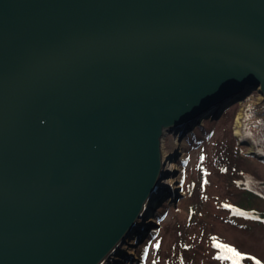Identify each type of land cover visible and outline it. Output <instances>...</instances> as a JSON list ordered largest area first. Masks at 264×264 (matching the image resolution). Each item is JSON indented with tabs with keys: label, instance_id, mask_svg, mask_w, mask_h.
Wrapping results in <instances>:
<instances>
[{
	"label": "water",
	"instance_id": "obj_1",
	"mask_svg": "<svg viewBox=\"0 0 264 264\" xmlns=\"http://www.w3.org/2000/svg\"><path fill=\"white\" fill-rule=\"evenodd\" d=\"M234 89L264 96V0H0V264H102Z\"/></svg>",
	"mask_w": 264,
	"mask_h": 264
},
{
	"label": "rangeland",
	"instance_id": "obj_2",
	"mask_svg": "<svg viewBox=\"0 0 264 264\" xmlns=\"http://www.w3.org/2000/svg\"><path fill=\"white\" fill-rule=\"evenodd\" d=\"M235 93L236 94L234 95L232 93L224 95L220 104L217 105V108H215L216 110L208 115L211 119V123H205L207 125L206 127L208 128L206 131L208 134H210L208 140H211L213 144H210V141L203 142L202 140H199V142L196 144L194 139L188 136H185L183 140L181 136L184 134L189 135V133H187V128L183 129L180 135H177V133H166L164 135L162 141H165L164 145L166 154H171V161L180 167L178 170L173 172V175L177 178V181L173 187L163 186L160 189L161 192H159V195L154 200L153 204L150 205L148 213L142 221L140 220V222H142L141 225H139L140 229L136 234L132 235L133 238L130 240L131 243L123 244V246H125L124 249L119 254V256L115 257L116 259L114 261L110 262V264H128V261L134 257L133 253L126 255L123 252H134L135 249H137L138 244L142 243L143 241L145 242L143 243L142 249L140 252H137V254L140 256V260L135 261L136 258H134L132 263L148 264L151 256L152 246L154 244V238L156 235L162 233V226L166 222H169V224L172 223L173 216L171 214V207L167 206L175 205V207L180 210L178 217L181 220L192 214L188 212V208L191 205L190 203L195 201L189 196H184L185 194L188 195L190 192V190L187 189L190 183L188 180H186L185 176L187 169L193 166L196 162L199 151L202 147L205 149L206 153H215L216 151H213L212 149L214 144L218 149L221 148L222 141H228L231 143V145L235 144L236 146H239L243 144L244 147H247L244 149L245 154L253 156V149L248 141L244 143L237 142V139H239L241 136V117L245 112L248 111V107H250L254 116L264 120V96H262L256 90H249L246 93ZM224 117H228V119L224 122H221V119ZM196 132L199 135H202L203 130L198 129ZM214 139H216L218 143H215ZM181 140H183L182 144H180ZM199 145L201 146L199 147ZM194 146L195 150L193 152L191 148ZM223 155L226 154H222L219 157H222ZM223 163H226L224 159L216 160L214 164H211V162L206 164L203 177L207 179V182L198 186V193L197 191L196 193L194 191V193L201 198L202 207L200 209L195 208L196 211L194 210L196 223L189 228L190 236L196 238L197 236L201 235L203 228L204 234L206 235L209 233L211 238H213V241L223 245L236 246L239 252L244 256V262L247 264H253V261L256 260L264 263V225L244 221L241 219L231 225L227 224V221L225 222V220L220 217L224 216V212L218 211L216 205L217 198H219L218 200H225V197L229 196L227 194L228 191L229 194L233 196V194L230 192L231 190L226 188V179L221 174L220 167L223 165ZM236 163L234 165L238 170L255 175L259 174V170L255 161L247 162L243 159H240L237 160ZM215 171L219 174H217ZM237 197H239V195L235 194L234 199ZM196 201H198L197 198ZM163 204L164 208H161L162 210L158 211V209ZM250 205L254 208L264 210L263 201L252 200ZM146 232H149L150 236H146ZM164 240L169 241L167 236L164 237ZM135 241H138V243L135 244ZM187 241H189V239H187ZM204 243L205 242H201L198 247L197 256L194 258V262L196 264H226L224 261L215 260L210 256V254L208 255V248ZM168 254L169 253L166 254L163 264H175L177 254L174 252L170 257H167Z\"/></svg>",
	"mask_w": 264,
	"mask_h": 264
},
{
	"label": "trees",
	"instance_id": "obj_3",
	"mask_svg": "<svg viewBox=\"0 0 264 264\" xmlns=\"http://www.w3.org/2000/svg\"><path fill=\"white\" fill-rule=\"evenodd\" d=\"M247 110H250V108ZM249 122H252V124H249ZM216 139H214V142L218 143ZM246 141L253 146L256 152L263 155L262 159H256L254 156L245 154L244 149L247 147H244L243 144L236 146L235 144L231 145L228 141H222L221 148L218 149L214 144L212 149L216 151L215 153H206L203 147L200 149L196 162L187 169L185 176L186 180L190 183L187 188L190 192L188 195L185 194L184 196H189L195 201L190 203L191 205L188 208V212L192 214L181 220L178 217L180 210L172 205L170 206L173 216L172 223L169 224L168 222L163 225L162 234L156 238L153 244L148 264H163L166 254L169 253L167 257H170L174 252L177 254L175 264H196L194 258L197 256L198 247L201 242H205L204 244L205 246L207 245L208 248V255L210 254L215 260L224 261L226 264H247L244 262V256L239 252L236 246L223 245L213 241L209 233L206 235L204 234L203 228L201 235L196 238L191 237L189 232V228L196 223L194 212L197 208L200 209L202 207V200L195 193L199 185H203L207 182V179L203 177L206 164L209 162L214 164L216 160L222 159H224L226 163H223L220 167L221 174L226 179V188L231 190L230 192L233 196L230 195L228 191L227 194L229 196L225 197V200H218L219 198H217V209L220 212H224V216L220 217H222L225 222L227 221V224L231 225L240 219L264 225V210L254 208L250 205L252 200L264 202V121L255 119L250 112L244 114L241 136L237 139V142L244 143ZM210 144L213 143L210 142ZM222 154L226 155L219 157ZM240 159L247 162L255 161L259 174L255 175L238 170L234 164ZM235 194L239 195L236 199H234ZM196 198L198 201H196ZM163 207L164 204L161 205L158 210H162L161 208ZM165 236L168 237L169 241L164 240ZM187 239H189V241H187ZM141 246L142 244H139L137 250L140 249ZM228 249H232L237 255H233ZM253 264L264 263L256 260L253 261Z\"/></svg>",
	"mask_w": 264,
	"mask_h": 264
},
{
	"label": "bare ground",
	"instance_id": "obj_4",
	"mask_svg": "<svg viewBox=\"0 0 264 264\" xmlns=\"http://www.w3.org/2000/svg\"><path fill=\"white\" fill-rule=\"evenodd\" d=\"M234 92V93H233ZM227 91L226 93H224L222 96L218 97L217 99L213 100L212 102L208 103L206 105V107L202 108V109H198L197 111L200 112V113H193L192 115V118H191V122H196V117H201L203 116V112L206 111L207 108L209 109H212L214 110V108H217V105L220 104L222 98L224 95L226 94H236V90L234 89V91ZM206 108V109H205ZM205 109V110H204ZM189 126V125H188ZM174 129V128H173ZM171 129L169 132V134H175V132L177 131L176 129L173 130ZM182 142H180L181 144ZM165 141H161L160 143V146H159V153H158V164L160 163L161 166H162V169L165 173L164 176H162L159 180V184L161 185L160 188H162L164 185H167L169 187H173V185H175L176 181H177V178L173 175V172L175 170H178V167L174 164L173 161H171V154L168 155L166 154V151H165ZM132 234L130 235L129 238H127L125 240V242L123 244H130L131 243V239H132ZM123 244H119V242L116 243V245H114L113 247H111V249L106 253V255H104V257L102 258V260L105 262L102 261V264H107L108 262H112L114 261L116 258V256H119L118 252L121 253L122 250L124 249L125 246H123ZM112 248L115 249L113 252H112ZM117 253V254H115ZM125 253L126 255L130 254V253H133L132 251H126V252H123ZM105 256L106 257V261H105ZM108 261V262H107Z\"/></svg>",
	"mask_w": 264,
	"mask_h": 264
},
{
	"label": "snow or ice",
	"instance_id": "obj_5",
	"mask_svg": "<svg viewBox=\"0 0 264 264\" xmlns=\"http://www.w3.org/2000/svg\"><path fill=\"white\" fill-rule=\"evenodd\" d=\"M229 252H232L233 255H237L232 249H228Z\"/></svg>",
	"mask_w": 264,
	"mask_h": 264
}]
</instances>
